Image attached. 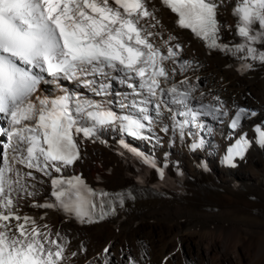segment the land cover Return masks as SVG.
I'll list each match as a JSON object with an SVG mask.
<instances>
[{
    "label": "snow or ice",
    "instance_id": "6c2138e0",
    "mask_svg": "<svg viewBox=\"0 0 264 264\" xmlns=\"http://www.w3.org/2000/svg\"><path fill=\"white\" fill-rule=\"evenodd\" d=\"M149 3L0 0V124L6 125L0 126L4 138L0 139V264H70L79 254L66 255L67 241L61 243L60 230L20 214L29 200L33 208H55L80 223H94L114 215L117 204L123 207L126 199L135 198L130 191L93 189L82 176L63 174L82 158L85 140L107 143L101 136L118 132L121 148L163 179L167 165L159 166L125 136L159 143L155 128L161 126L160 131L172 133L171 143L177 136L181 141L186 135L193 137L189 147L196 151L204 147L191 130L204 127L199 118L229 116L219 96L205 104L204 93L194 95L196 88L184 74L196 65L182 59L183 46L176 36L169 34L157 42L159 20ZM161 3L177 14L178 27L190 29L208 48L239 60L240 71L254 67L249 61L264 65V0H235V25L218 19L227 0ZM225 31L231 40L224 39ZM178 75L183 78L177 79ZM61 81L74 82L92 96L79 88H63ZM46 83L55 84L63 94L38 95ZM257 115L237 106L230 127L239 129L243 120ZM254 131V141L243 133L227 149V165L235 167L234 157L243 158L253 142L264 147V122ZM36 173L50 181L53 201L36 199L45 183ZM103 254V264H109L110 245ZM127 262L138 264L131 257Z\"/></svg>",
    "mask_w": 264,
    "mask_h": 264
},
{
    "label": "bare ground",
    "instance_id": "6f19581e",
    "mask_svg": "<svg viewBox=\"0 0 264 264\" xmlns=\"http://www.w3.org/2000/svg\"><path fill=\"white\" fill-rule=\"evenodd\" d=\"M234 4L235 0H227L220 9L218 19L223 23L236 24ZM153 5L159 20L155 31L161 34L157 42L169 34L178 38L183 46L182 59L196 65L184 74L196 88L194 95L204 93L205 104L219 96L230 110L229 116L223 117L227 119L225 125L215 123L221 119L201 116L203 128L189 126L197 134L195 138L204 141V147L196 151L189 147L193 137L186 135L181 141L177 136L171 143L172 133L160 131L161 126L155 128L159 143L132 141L142 152L152 155L159 166L167 165L163 179L156 169L124 160L116 152L121 138L118 132H105L101 139L107 143L85 140L82 158L64 170L65 176L80 175L91 187L117 188L133 182L150 189L126 199L114 215L94 223H80L55 208H33L30 200L23 204L20 214L47 223L53 231L60 230L61 243L67 241L66 255L79 253L70 264H103V249L109 245V264H128V257L138 264H264V147L253 142L243 158L234 157L235 167L221 159L224 150L241 134L246 133L254 141L255 126L264 122V65L249 61L254 67L240 71L239 60L208 48L190 29L178 27L177 14L163 6L161 0H150L149 7ZM222 35L230 34L225 31ZM61 85L70 91L79 88L92 96L74 82L61 81ZM119 90L128 91L123 86ZM37 94L63 92L55 84L46 83L40 85ZM192 105L196 108L197 101L193 100ZM237 106L258 115L243 120L241 127L234 130L227 124ZM36 175L45 181L36 199L40 203L53 201L50 181ZM150 175L157 186L147 185ZM190 196L193 201L187 200ZM82 248L87 251L82 252Z\"/></svg>",
    "mask_w": 264,
    "mask_h": 264
},
{
    "label": "rangeland",
    "instance_id": "374dc122",
    "mask_svg": "<svg viewBox=\"0 0 264 264\" xmlns=\"http://www.w3.org/2000/svg\"><path fill=\"white\" fill-rule=\"evenodd\" d=\"M234 31V30H233ZM197 69L198 68H196L195 70L197 71ZM194 101H196V100H194ZM204 118H206V117H204ZM207 119V118H206ZM219 119H221V121H217V122H215V121H213V122H215V123H217V124H219V125H225V122H226V120L227 119H225V118H223V116H221ZM200 120V119H199ZM75 170L77 171V169L75 168ZM94 177H96V176H94ZM238 178H239V180L240 181H243V179L240 177V176H237ZM140 202V201H139ZM134 209H136L135 207H134ZM144 215H145V213H143L142 214V217H144Z\"/></svg>",
    "mask_w": 264,
    "mask_h": 264
},
{
    "label": "trees",
    "instance_id": "16d2710c",
    "mask_svg": "<svg viewBox=\"0 0 264 264\" xmlns=\"http://www.w3.org/2000/svg\"><path fill=\"white\" fill-rule=\"evenodd\" d=\"M148 180H150V181H148L147 182V185H149V186H151V187H155V186H157V182H152V179H151V175L149 176V178H148ZM154 189V188H153ZM191 197V196H190ZM187 198V200L188 201H190V200H194L192 197L191 198Z\"/></svg>",
    "mask_w": 264,
    "mask_h": 264
}]
</instances>
